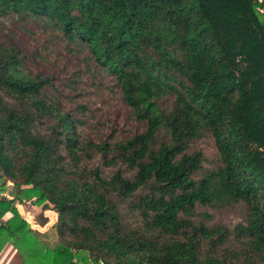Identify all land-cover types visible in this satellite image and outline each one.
<instances>
[{"label": "trees", "instance_id": "16d2710c", "mask_svg": "<svg viewBox=\"0 0 264 264\" xmlns=\"http://www.w3.org/2000/svg\"><path fill=\"white\" fill-rule=\"evenodd\" d=\"M8 15L87 50L143 129L79 140L82 120L44 93L50 77L0 42V178L14 187L0 249L11 242L22 264H264V0H0ZM203 135L207 169L188 150ZM96 156L118 167L105 175ZM22 199L55 214L51 247ZM238 202L231 227L204 210Z\"/></svg>", "mask_w": 264, "mask_h": 264}, {"label": "rangeland", "instance_id": "374dc122", "mask_svg": "<svg viewBox=\"0 0 264 264\" xmlns=\"http://www.w3.org/2000/svg\"><path fill=\"white\" fill-rule=\"evenodd\" d=\"M0 42L11 43L19 49L27 71L50 77L55 90L46 87L44 93L54 97L65 112L82 120L83 124L76 129V137L79 140L111 142L143 129V124L133 118L123 103L118 89L113 86L112 77L96 70L87 50L79 49L61 39L58 32L46 29L40 20L17 18L14 15L1 18ZM193 149L202 152L203 168H210V162L215 155L211 138L203 135L193 140L188 150ZM88 166H98L105 175L118 167L101 166L98 156L89 161ZM13 194L12 184L3 182L0 178V195L11 197ZM16 208L23 219H29L30 223L39 225L40 229L44 225L47 226L46 229L35 232V235L39 241L51 247L55 242L54 230L51 227L55 214L50 217L47 212L42 213L40 205L28 199H22ZM204 210L210 213V222L227 227H231L236 220H241L244 213L239 202L221 207L205 206ZM7 216L8 214H5L0 218V222ZM134 216L128 217V223L139 225L137 214ZM233 244L235 246V243ZM23 249L28 251V246L24 245Z\"/></svg>", "mask_w": 264, "mask_h": 264}, {"label": "crops", "instance_id": "0c3cea01", "mask_svg": "<svg viewBox=\"0 0 264 264\" xmlns=\"http://www.w3.org/2000/svg\"><path fill=\"white\" fill-rule=\"evenodd\" d=\"M22 258L15 247L6 242L0 249V264H22Z\"/></svg>", "mask_w": 264, "mask_h": 264}, {"label": "built area", "instance_id": "2783aa9c", "mask_svg": "<svg viewBox=\"0 0 264 264\" xmlns=\"http://www.w3.org/2000/svg\"><path fill=\"white\" fill-rule=\"evenodd\" d=\"M259 1V0H258ZM19 211V210H18ZM50 213V214H49ZM47 214L51 217L52 216V213L51 212H47ZM25 219V221L27 222V223H29V225H31L32 223H30V220L29 219H26V218H24ZM52 224V223H51ZM32 225H36V224H32ZM38 227H40L39 225H37ZM46 225H44V227H45ZM41 228V227H40ZM39 228V229H40ZM47 228V227H46Z\"/></svg>", "mask_w": 264, "mask_h": 264}, {"label": "water", "instance_id": "95a60500", "mask_svg": "<svg viewBox=\"0 0 264 264\" xmlns=\"http://www.w3.org/2000/svg\"><path fill=\"white\" fill-rule=\"evenodd\" d=\"M50 214V213H49ZM31 228H35L37 231L38 230H43V229H46L47 226L43 227L42 229H39V227L37 225H30Z\"/></svg>", "mask_w": 264, "mask_h": 264}]
</instances>
